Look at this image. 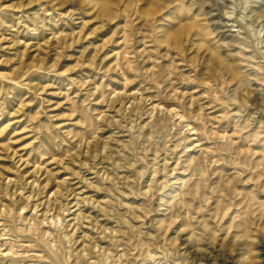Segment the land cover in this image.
<instances>
[{
    "label": "rangeland",
    "instance_id": "374dc122",
    "mask_svg": "<svg viewBox=\"0 0 264 264\" xmlns=\"http://www.w3.org/2000/svg\"><path fill=\"white\" fill-rule=\"evenodd\" d=\"M0 264H264V0H0Z\"/></svg>",
    "mask_w": 264,
    "mask_h": 264
}]
</instances>
